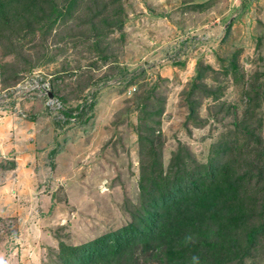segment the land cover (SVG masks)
Segmentation results:
<instances>
[{"label": "rangeland", "instance_id": "374dc122", "mask_svg": "<svg viewBox=\"0 0 264 264\" xmlns=\"http://www.w3.org/2000/svg\"><path fill=\"white\" fill-rule=\"evenodd\" d=\"M0 1V264H74L153 178L220 168L264 264V0H57L43 29Z\"/></svg>", "mask_w": 264, "mask_h": 264}, {"label": "trees", "instance_id": "16d2710c", "mask_svg": "<svg viewBox=\"0 0 264 264\" xmlns=\"http://www.w3.org/2000/svg\"><path fill=\"white\" fill-rule=\"evenodd\" d=\"M29 1L4 0L3 3ZM37 1L49 6L47 12L43 8L34 10V24L39 29L52 16L55 20L68 14L56 7L57 0H35L34 4ZM65 1L60 7H66ZM226 169L220 168L205 181L199 177L197 183L193 178L183 181V176H187L184 170L175 171L169 180L166 177L160 182L148 176L153 179L149 189L141 187L146 193V202L133 216L134 222L122 231L78 248L76 255L68 254L69 261L74 264H106L107 261L109 264H239L242 253H249L243 245H256L258 228L251 227L244 236L241 232L237 234L246 216L252 213L244 210L243 203L234 204L230 200L235 189L229 179L220 181V185L216 181L217 175L225 177Z\"/></svg>", "mask_w": 264, "mask_h": 264}, {"label": "water", "instance_id": "95a60500", "mask_svg": "<svg viewBox=\"0 0 264 264\" xmlns=\"http://www.w3.org/2000/svg\"><path fill=\"white\" fill-rule=\"evenodd\" d=\"M48 94H49V95H48L49 97H51V96H52L50 93H48Z\"/></svg>", "mask_w": 264, "mask_h": 264}, {"label": "bare ground", "instance_id": "6f19581e", "mask_svg": "<svg viewBox=\"0 0 264 264\" xmlns=\"http://www.w3.org/2000/svg\"><path fill=\"white\" fill-rule=\"evenodd\" d=\"M96 138V137H95ZM104 142V141H103ZM101 145V144H100Z\"/></svg>", "mask_w": 264, "mask_h": 264}]
</instances>
